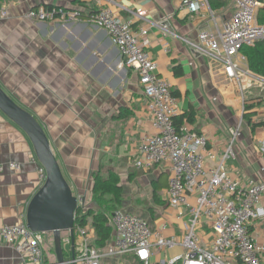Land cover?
<instances>
[{
  "label": "crops",
  "instance_id": "crops-1",
  "mask_svg": "<svg viewBox=\"0 0 264 264\" xmlns=\"http://www.w3.org/2000/svg\"><path fill=\"white\" fill-rule=\"evenodd\" d=\"M114 1L125 10L107 0H0L4 11L0 15V91L42 128L68 200L73 203L81 196L83 213H97L113 206L110 195L101 197L106 202L100 205L92 189L94 174L102 179L114 174L122 189L117 211L140 216L156 230L164 223L171 229V220L178 215V210L166 202L168 166L156 165L146 172L132 166L140 145L154 133L137 74L121 66L122 56L105 30L83 23L26 20V12L38 7L80 6L88 12L107 7L125 20L131 19L130 11L143 9L152 22L173 15L165 36L149 25L146 51L157 64L158 77L170 84L178 100L180 113L175 123L208 135V149L215 148L217 157L228 144L229 129L241 124V136L236 140L234 158L228 161L227 171L241 184H264V174L259 172L264 145V125L259 124L264 104L261 98L254 97L259 92L264 96V89L247 88L256 91L246 99L253 109L244 119L245 103L244 99L240 101L238 89L226 83L221 67L191 50L188 42L195 40L200 30L214 27L206 8L202 5L199 14L179 17L176 12L180 0ZM222 2V7L214 9L208 0L211 18L218 25L235 12L233 2ZM139 25L142 22L136 21L135 27ZM189 114L192 122L187 120ZM9 163L19 164L20 170H9ZM40 165L33 139L0 109V227L24 225L33 232H43L45 261L55 264L49 221L52 196L46 181L38 178ZM189 204H194V197L189 198ZM73 208V204L67 206L62 226L71 221L77 203ZM85 227L92 237V217L86 219ZM251 230L264 243V218ZM164 231L163 236L171 237ZM62 238H70V233L62 232ZM91 240L94 242V236ZM74 241H78L75 234ZM66 246L69 250L70 245ZM179 253L180 249L175 248L162 258ZM0 264H22L19 252L0 244ZM103 264L138 263L128 255L118 260L105 259ZM152 264L157 261L153 259Z\"/></svg>",
  "mask_w": 264,
  "mask_h": 264
},
{
  "label": "built area",
  "instance_id": "built-area-1",
  "mask_svg": "<svg viewBox=\"0 0 264 264\" xmlns=\"http://www.w3.org/2000/svg\"><path fill=\"white\" fill-rule=\"evenodd\" d=\"M107 1L117 6L114 0ZM221 1L233 2L235 12L220 25L211 18L213 13L208 0H180L176 14L179 17L199 14L202 5L210 13L214 27L200 30L188 45L193 52L221 67L226 83L235 86L243 98V92L251 86L264 89V78L249 70L242 54L244 47L264 39V25L258 19L259 11H264V0ZM130 13L131 19L125 20L107 7L88 12L80 6H50L28 10L25 19L48 24L83 23L108 33L122 56L121 66L132 69L139 78L154 129L140 145L132 166L146 172L156 165H167L170 173L167 205L178 210L177 219L187 217V221L180 235L165 237L163 231L168 228L167 223L156 230L140 216L115 211L110 218L112 238L105 248L97 249L92 245L93 236L90 237L86 227L75 229L77 242L62 239V243L70 245V249L63 252L65 264H103L105 259L118 260L128 255L140 264H152L153 259L157 264H264V243L258 241L251 230L264 218V184H241L227 171L228 161L234 158L236 140L241 136V124L229 129L228 144L220 157L215 148L208 149V135L176 127L174 119L180 113L178 100L170 84L158 77L157 64L146 51L149 25L165 36L173 15L152 22L143 9ZM0 15H4L2 8ZM136 21L143 25L135 27ZM261 102L264 104V96ZM7 168L18 171L20 165L9 163ZM259 172L264 174V145ZM37 174L40 182L46 181L47 173L42 165L38 166ZM191 197H194L193 205L189 204ZM82 201L81 196L76 198L77 207H81ZM199 230L202 236L198 235ZM43 235L24 225L3 226L0 227V244L14 247L22 264H47ZM175 248L180 249L179 254L162 258Z\"/></svg>",
  "mask_w": 264,
  "mask_h": 264
},
{
  "label": "water",
  "instance_id": "water-1",
  "mask_svg": "<svg viewBox=\"0 0 264 264\" xmlns=\"http://www.w3.org/2000/svg\"><path fill=\"white\" fill-rule=\"evenodd\" d=\"M0 109L19 124L30 135L36 145L41 165L47 173L46 184L52 196L49 221L51 225L50 232L52 233L55 264H65L62 249V232L68 231L72 243L74 242L73 221L76 209H74L75 207L73 208L74 211L72 210L71 221L68 225L62 226V221L67 215V206L71 204V201L67 198L65 184L50 150L47 138L34 118L13 104L1 91ZM73 203L76 206V199L73 200Z\"/></svg>",
  "mask_w": 264,
  "mask_h": 264
},
{
  "label": "trees",
  "instance_id": "trees-1",
  "mask_svg": "<svg viewBox=\"0 0 264 264\" xmlns=\"http://www.w3.org/2000/svg\"><path fill=\"white\" fill-rule=\"evenodd\" d=\"M210 5L215 8H220L224 5L221 0H209ZM216 1V2H215ZM50 7V6H48ZM258 19L264 25V11H259ZM242 54L245 56L249 70L256 76L264 78V39L256 42L253 46L244 47ZM253 109L252 105H245L243 118H248L247 112ZM187 120L192 122L191 115L187 116ZM176 127H179L174 121ZM259 125H264L260 123ZM92 193L94 198L98 199L100 205L105 204L106 200L101 197L110 195L113 206L105 207L104 210L99 212L88 211L83 213L81 207L75 210V219L73 221V230L77 227H85L86 219L92 217V230L94 242L92 245L97 249H103L112 238L113 228L111 225V216L119 208L122 202V189L119 186L118 177L114 174H109L106 179H102L99 175H93V189ZM65 255V254H64ZM66 258V256H64ZM135 259V258H134ZM137 261V260H136ZM138 263V262H137ZM140 264V263H138Z\"/></svg>",
  "mask_w": 264,
  "mask_h": 264
},
{
  "label": "rangeland",
  "instance_id": "rangeland-1",
  "mask_svg": "<svg viewBox=\"0 0 264 264\" xmlns=\"http://www.w3.org/2000/svg\"><path fill=\"white\" fill-rule=\"evenodd\" d=\"M235 87V86H234ZM236 88V87H235ZM254 91H256V89H254V88H250V89H246L244 92H243V98H242V96L240 97L241 99H240V101L242 100V99H244V103L245 104H243L242 106H243V108L245 107V105H246V102H247V98H249L248 96L249 95H252L253 93H251V92H254ZM258 92V91H257ZM241 95V94H240ZM254 97H255V99L256 100H258V99H260L261 98V96H260V92H259V94L258 93H256V94H254ZM261 100V99H260ZM73 204V206L75 207V203H71V205ZM170 210V209H169ZM169 217H170V215H168ZM173 216H174V214H173ZM185 218L186 217H183L182 219H177V217H176V215H175V220L174 219H172L171 220V225H172V227H171V229H167V230H165L164 232L165 233H167V235H170V236H176V235H180V231L182 230V228H183V223L185 222ZM165 221H166V218L164 219ZM198 235H200V236H202V234H201V230H199L198 231ZM67 246H66V244H64V243H62V249H63V252H67L68 251V248H66Z\"/></svg>",
  "mask_w": 264,
  "mask_h": 264
}]
</instances>
